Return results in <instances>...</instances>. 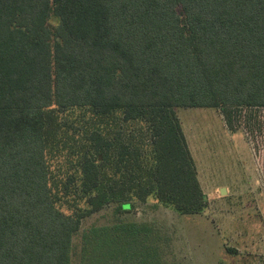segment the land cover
I'll use <instances>...</instances> for the list:
<instances>
[{
	"label": "trees",
	"instance_id": "obj_1",
	"mask_svg": "<svg viewBox=\"0 0 264 264\" xmlns=\"http://www.w3.org/2000/svg\"><path fill=\"white\" fill-rule=\"evenodd\" d=\"M182 108L260 152L264 0H0V264H72L112 203L201 212Z\"/></svg>",
	"mask_w": 264,
	"mask_h": 264
},
{
	"label": "rangeland",
	"instance_id": "obj_2",
	"mask_svg": "<svg viewBox=\"0 0 264 264\" xmlns=\"http://www.w3.org/2000/svg\"><path fill=\"white\" fill-rule=\"evenodd\" d=\"M178 114L207 197L204 209L182 214L153 196L129 212L109 204L82 222L72 264H264V138L256 154L219 109Z\"/></svg>",
	"mask_w": 264,
	"mask_h": 264
},
{
	"label": "water",
	"instance_id": "obj_3",
	"mask_svg": "<svg viewBox=\"0 0 264 264\" xmlns=\"http://www.w3.org/2000/svg\"><path fill=\"white\" fill-rule=\"evenodd\" d=\"M102 157L100 156V159H101ZM225 192V189L224 188H222V193H224Z\"/></svg>",
	"mask_w": 264,
	"mask_h": 264
}]
</instances>
